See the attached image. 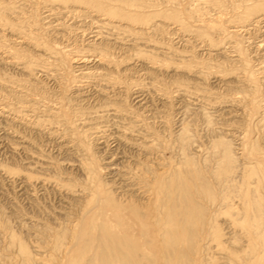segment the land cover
Masks as SVG:
<instances>
[{"label": "bare ground", "instance_id": "1", "mask_svg": "<svg viewBox=\"0 0 264 264\" xmlns=\"http://www.w3.org/2000/svg\"><path fill=\"white\" fill-rule=\"evenodd\" d=\"M50 1H52L53 3H58L60 5L63 4L64 7L62 6V8H65V11H67L66 8H70L72 10L74 6L72 5L67 6L68 4H71V3L73 4L77 3V6L82 5V7H84L83 5H86V7H88L87 8L88 10L84 9L85 11L81 9L82 14L85 17H90L88 19H90L92 24H95L94 26L97 29V31H95L94 29L95 34L93 36H95L94 38L98 39L99 42L98 43L95 42L98 40H95V39L93 40L92 38L91 39L92 43H88L87 48L82 49V47L80 46L81 47L80 50H77L76 48H74L76 50L72 49L73 52L70 50L71 49L70 48L66 52H62V55H60L61 54L60 52L55 51L57 47L53 49V47L46 44V41H45L43 42V44L45 45H42V46H44L43 48L45 49L43 51H46L45 52L46 54H43V52L42 54L47 56V57L45 56L46 59L48 58V59H52L53 61H56L55 63L53 62L55 65H58L59 63V65H62L65 67H67V64H66L65 58L63 57V53L68 52L71 55V53L73 54L76 51L77 53L81 52L80 55L78 54L79 56H81V58H84L86 56L89 57L88 54H90V57H93V56L97 57L98 59L96 61L98 63V66H95V69H98V70H92V72H89L90 71L89 70L90 67H89L88 68L89 71L86 70V72L88 71L87 73L85 72L81 74L79 72V74H81L82 79L83 77H88V78L92 77V79H95V82L92 85L93 86L92 88L94 89L96 93H95V96L94 95L92 96L94 98L98 97L100 99V103L98 102L99 103L98 104L96 102H93V104L95 103L97 106L94 104L96 106V107L94 106L95 108L92 106L93 108L90 107L91 108L90 110L87 111L86 109L87 112L86 111L83 112L81 110L79 111V110L74 109L73 108L74 104H72L73 102L71 103V101L69 100L70 98L67 97L68 101L64 99L65 101H67L64 105L61 103V101H58L62 104V108L57 106L58 103L55 104L57 107L55 106L53 107L52 105L51 107L45 106L44 109H46L47 111V112L45 111V113L49 114V115L47 114L49 118L46 119L45 117L47 115H45V117L44 116L41 117V115H38L39 112L42 110L38 108V111H37V109L34 108L35 105L41 104L40 101L44 103L45 100H43L44 98L42 97V95L41 97L43 99L42 98L35 99L34 97H32V99L28 98L29 100H27L26 98L29 95L23 94L24 91L22 93L20 92L22 91L21 87L20 85L19 87L16 85V82L13 81L14 79L12 80L9 78L10 79L9 81L8 80L1 81L2 79H0V86L2 87L4 86L10 89V93L8 94L11 95L12 100L14 99L15 104L17 105V107H15L14 106L15 104H12V103H4V104L0 103V106H2L0 107V116L6 115L7 118H10L12 115L13 119L11 118V122L13 123V121L15 120L14 122H17V123L19 122V124H22V125H25L24 123L25 122L27 123L29 121L32 127L38 130H40V128H42L44 125L47 127L49 126L48 128L50 131L47 130L49 137L56 135L58 137L67 139L66 143L68 145L66 147H68V149L73 154L77 155L78 157L84 156L83 158L82 157H80V159L78 158L79 160L76 159L77 157L75 158L77 162L79 161L78 168L80 170V174L83 173L84 175V179L82 178L81 185H79L80 189L77 190L75 188L78 184L74 186L75 184L66 185L65 183V186H64L63 183L62 184L60 183L62 182L61 181L62 179L60 180V182H57L58 184H60L59 188L63 186L65 189L67 188V191H66L67 195L64 193L63 195H65L66 199H68V201L66 199L65 200L67 201V204L69 205V206H65L67 204L64 203L65 205L62 206L63 210H59L58 208L59 212L57 213L60 216L59 219H61L59 220V223L51 224L52 222L51 223L48 222V223H43L42 225L40 224L41 226H39V222H42L39 220L40 219L43 220V219L38 217V220H37L39 221L38 224L36 223L32 224L33 222H31L30 226L22 225V227H24L22 230H26V232H29V233L32 232V235L33 233L35 235L34 237L35 241L33 243H31L33 240L32 239L33 237H31L32 235L28 236L29 238L31 237L30 240H28L29 244L27 243V241L25 242L24 239L20 237V235L14 233V231L11 230L13 227L12 228H10L11 226L9 228L7 227V224H6L7 221L4 224H2V225H5L4 227L7 228L5 230L6 231L5 235H7V238H8V239L4 238L3 240H8V243L6 244V250L2 248L3 252L4 251L5 252L0 254V264H264V113H262L264 111L261 110L262 112L260 111L261 113L257 116V113L259 112L258 111L259 108L260 107L262 108V106H260L262 105V100L256 99L254 97V95L256 94V88L253 86H252L253 88L252 87L246 88L247 85L245 86V84H243L242 81L237 79L236 81L237 83H239V86H236L238 87L236 89L240 93L238 95H242V96L237 100L229 99L230 101L228 100L225 101L223 99L226 102V104H225V107H222L225 102L223 103H221V101L217 102L216 99L211 94L212 91L210 92V90H208L209 88L207 89V88H203L199 86V80L201 81L202 77L204 76V75L203 76L201 75L202 72L196 69L195 70L191 69L192 72L189 71L187 73L188 79L190 78V80H192L191 83L186 78L188 81L186 84L188 85L182 86L183 81L181 82L178 79L177 81L180 82L181 85L176 86L175 93L177 96L178 95L181 96L182 99L181 98L180 99H181L182 104H183V101L187 103L186 100H188V102L191 100L192 103L190 102L189 103L192 104V106H190V104L188 106H186V104H184V106L181 105L183 106V108L181 110H178L181 115V120L179 121L178 126L175 127L173 134L171 133V136H170L171 140L170 139L168 140L167 139L168 137H167L166 138L167 141H165V139L164 141H160V138L161 139L163 138L156 135L154 131L152 132V126L148 125V123L145 124L143 122V119L140 118L134 110H132L133 108L129 105H126L127 100H121L120 102V99H119V101L117 102V99H116L117 103L110 102V100L112 99L108 100V98H106L107 96L105 95L108 93L104 94L105 92L104 90L106 88L104 89L103 86L108 85V84L113 85V84L118 83L119 81V78L117 77L119 68L117 69L118 70L117 72L115 71L117 75L113 76L115 75L114 74L115 72H112L109 70L111 66L113 67V70H114V65H119L120 62L125 63L128 60L129 61L134 60L133 57L139 56V54L142 51L141 50L142 48L140 49L137 48L141 46V45H138L139 44L138 40H140L139 39L140 36L145 34V31L143 32L142 30L144 29L147 30V27H148V29L150 28L152 31L158 30L159 32L160 23H156L155 21L153 22L152 21L153 16L155 17L156 15H159V16H163L164 18H170V19L179 21L180 22L179 24L182 26L180 28H185L186 23L183 22L181 18H179V15H178L179 13H177L176 11H173V12L169 11L170 12L169 14L165 11L164 12L157 11L156 13H152L151 11L149 13L143 12L142 9L144 10V8L142 7L144 6L145 3L142 0H50ZM148 2L150 3V1ZM248 2L249 4L245 6V12H244L245 19L247 17L251 18V16H255L256 14L264 11V0H251V2L250 1ZM2 8H3V5H2ZM8 8H9L8 10L11 11L10 10L11 8L10 7ZM59 8L62 10L60 6L58 7V9ZM81 10L79 12H81ZM49 11H51V9ZM69 15H72V14H69ZM60 16H63V15H60ZM93 16H97L99 18L94 19ZM7 17L5 16L4 12L1 9L0 10V23L2 22L1 24H4L3 26H5L7 22L9 21ZM72 19H76V18H72ZM75 21L73 22L75 23ZM85 22L86 21H84L83 23ZM60 23H58L59 26H60ZM122 23H127L128 25L127 26L125 25V27H123ZM138 24H141V25L146 24L148 26L143 27L144 28L143 29L142 27H138L139 26ZM77 25H80V24H77ZM79 27L81 28V26ZM138 28H141V29H138ZM75 29H73V31H75ZM85 29H86V24H85ZM89 29L91 28H88V30ZM51 30H49L50 33H51ZM151 30H147V34H148V31H151ZM17 31L18 32L21 31L20 36L22 38L24 37V35H27V36L30 35L31 36L30 38H32L34 42L36 41L38 44H42L40 43L42 41H39V38L37 37L38 36L36 34L38 31L37 29L35 33H33L32 31V34L31 32L30 34H27L28 32L26 34L22 33V30H18V28H17ZM78 31L80 33V31L82 30L79 29ZM122 32L129 33V35H126L130 37L129 39L127 38L128 39L127 43H129V46L128 47L126 46L127 49L120 44L121 42L118 41L119 39L118 36ZM21 33L23 34V36L21 35ZM54 33L55 32H53V34ZM55 34L60 35V33H57V32ZM147 34L144 36L147 37ZM46 35L48 36L49 34L47 33ZM50 35H52V33ZM79 35H81V33ZM79 35H78V38H79ZM91 35H92V31H91ZM24 38L26 39V36ZM52 39L56 40L57 37L52 38ZM150 40L148 38V41ZM144 41L146 42V40ZM148 41L147 43L149 44ZM207 41H209V39ZM210 42L212 41L210 40L209 43ZM54 43L55 42H53V44ZM123 43H124V40H123ZM85 44H86V41H85ZM85 44L83 43L82 46L83 45L86 46ZM114 44H117V45L120 44L123 47L122 48L121 46H118L116 50L125 49V51L126 50L131 51V53L126 52L128 56L123 55L124 57L122 56L123 57L122 58L119 56L120 53L117 54L118 52L116 53L115 51L116 55L119 56L120 58L119 61L118 59L116 60L115 56L112 53V51L114 52L115 48L114 50L111 51V48L113 47ZM145 44H144V47L148 45L147 44L145 46ZM211 44L212 43H210V45ZM203 45H206V44H203ZM207 45H209L208 42H207ZM149 48L146 47L144 49H149ZM19 50H16L10 47L9 52L10 54H12L13 59L7 61V63L13 66L14 65L19 66L18 70H20L24 75H26L27 78L29 77L28 79L26 78V80L20 79V81H22V83L24 84L27 83L31 85L30 86L31 89H29L28 87L27 88L28 90H31L32 92L33 86L35 85L32 84L34 83V81L31 82L30 79L35 78L34 74L38 67L37 68L35 67V64L32 60L24 61V58H27V56L25 53H22V52H25V51L20 52ZM210 50H213V49H210ZM151 51H154V50H151ZM148 52L150 51H147V53ZM178 52L179 51H176L175 48L174 49L169 48L168 54L170 55L168 58L172 61L173 60L175 61V59L180 61V63L178 62V64L176 65L178 67H183L186 64H189L187 63L189 59L185 60V58L181 57L180 55L181 52H179V54ZM221 52L223 53V51ZM179 56L181 58L178 59ZM41 57L43 59L44 56L41 55ZM146 57H147V60L149 61L148 63L150 64L148 69L150 68L152 69V63H156V61L152 59L153 56L151 55V53H148V56ZM263 59H261L262 62L264 61ZM74 60L71 62H74ZM76 60L78 61L79 57ZM82 61L83 63L82 62L81 63L84 64L83 66H85L84 61H88V60L86 58L85 60L83 59ZM49 64L51 65L52 63H49ZM120 65L122 64L120 63ZM135 65L137 64L136 63L131 64L128 70L135 69L137 67V66L135 67ZM57 67H54L52 69L55 70ZM76 67H78V65ZM240 67L242 68V70L245 71V74H248L247 72L249 71H247L246 67L244 66V63H242ZM69 68L71 67L69 66ZM78 68L80 70V67ZM81 68H82V65H81ZM58 69L59 68H57L56 70ZM260 69H259V72H261ZM263 69H264V65H263ZM123 70L120 72L121 74L122 72H124ZM125 72L127 71L125 70ZM150 72L152 73V71ZM259 72L257 69V73ZM153 73H156V72H153ZM73 74H72V77H73ZM250 74L251 76H254L253 72ZM179 77H181V75ZM130 79H128V82ZM78 80H81V79H78ZM181 80H182V77H181ZM131 84H133V82H131ZM78 85L76 86L77 88H78ZM228 85L229 84H227V86ZM38 86H36V89ZM229 87L230 86H228L227 88ZM86 88L88 87L86 86L85 89ZM126 88L125 89L128 91L130 89V84H128ZM114 89H117V88L115 87ZM110 90H112V88ZM130 90H132V88ZM87 91L88 90H86V93H88ZM138 91H139L138 93L142 92L140 90ZM232 91H234V89ZM7 92L8 91H6V93ZM31 92L29 94H31ZM76 95L78 96V94ZM86 95L87 94H85V96ZM139 97H142V93L140 94ZM60 98H58L57 100H59ZM64 98H65V95H64ZM94 98H92V100ZM79 100H76L77 102L76 101L75 102L78 103ZM85 104H88V103H85ZM87 106L85 108H89ZM74 107H76V104ZM225 108L228 111L232 108H239L238 110H243V111L247 110V113L250 115H251L250 111L252 112L254 111L257 117L255 119V123L253 122L254 121L253 119L252 125L255 124L256 129L260 132V134L258 132L259 135L257 134L258 136L255 137V139H252V137L251 138L247 137L248 135L238 137V138L236 137L238 139V142L236 143L237 147L234 146L233 140L227 137L228 136V134H226L227 130L225 131V128H223L219 124L222 121L221 120L222 117H224V113L228 112V111H224ZM41 109L43 108L41 107ZM34 111L35 112L37 111L38 114L35 115ZM228 113H231V112L229 111ZM248 114H245V115H248ZM241 117H240V120H241ZM195 120H201L202 124H204V129H205L207 137L205 136L199 137L197 133H194L193 125H194ZM244 120L245 118L242 121ZM166 122L167 121L164 120L165 124ZM12 123L11 124L6 123L5 125L12 126ZM52 124H56V125L58 124L59 126H53ZM29 125L28 127H31ZM11 126H9L8 129H5V127L0 126V131L5 132L7 136L9 137L8 141L10 140V137L14 138L20 135L19 134L17 136L18 127L16 128L15 126L16 129H14V127L13 126L11 127ZM169 126L171 127L172 125L170 124ZM163 127H165V125ZM26 129L27 128H25V131H28V129L27 130ZM44 129L42 130L43 132H44ZM109 129L112 130L111 135H109L108 133ZM229 130L227 132H229ZM22 135L26 136V134H22ZM37 135H39V133ZM92 135L96 136L98 138L97 140H99V137H103V138L113 137L116 143L118 142L120 144L118 148L122 145L124 149L127 148V149H130L131 151L130 152L128 150L130 153L127 151L129 154V157H128V160L126 159L127 163L125 160L126 164L124 162H121V163H124L122 166L120 165L115 166L114 164L112 166L111 160H109L110 162H107L108 166L110 167L112 166L111 168H109L112 173V178H113V181H111L112 183L106 179V181L110 182V184L105 181V177L104 179L103 178L101 179L99 177L98 174L100 173H98V170H97L98 167L96 165L97 160L94 158L95 156L90 155L89 153L90 144L88 145L86 141H88L87 139L89 137H92ZM0 136L1 138H4L2 137L3 135H0ZM39 136H42V135H39ZM22 137L20 136V138ZM25 138H27V136ZM203 138H207V143H206L207 145L204 144L205 142L203 143ZM6 140L4 142L7 145L8 143ZM16 140H18V142L21 141L20 139H16ZM0 141H3V140H0ZM9 142L11 143V141ZM23 142L25 143V141ZM28 142L30 141L28 140ZM14 145H16V142L14 143ZM9 146H12V145L10 144L6 147H9ZM15 147L16 146H14V149ZM18 147L21 148L20 145ZM11 148L13 149V147ZM12 149H10V151ZM58 149H60L59 145H58ZM161 149H163L164 151L167 149H172L171 150L172 153L174 150L175 160L171 162L170 161L165 162L167 158L165 161L164 160L162 161L159 158H155L158 160L157 162H153V160H151L150 157L152 156L153 158V156L156 157V155L157 157L158 156L162 157L161 155L164 151ZM132 151L136 155H134V153L132 154ZM127 152H124L125 154L123 155H126ZM121 155H120V158L122 157ZM138 155L141 157H138ZM116 157L118 156H115V159ZM163 158L164 157H162V159ZM97 159L100 160L99 158ZM115 159H112V161L113 160L115 161ZM38 160L34 162L32 165L34 164L37 165L39 163ZM40 164L43 165V163H40ZM40 164L38 167L39 169L40 168H42V170L45 169L47 170L46 172L48 173H49L48 170L53 171L51 170L50 165L44 164L43 166L40 167ZM59 167L60 166H58V169ZM61 168H63L62 165H61ZM16 170H20V169H16ZM7 171L5 172L3 170V172L5 173H7ZM8 172L15 173L16 171L14 172V168H12ZM37 172H40V171H37ZM28 175H25V176H28ZM29 177L30 176L25 178L23 181L24 186L27 188L29 186H32L31 185L32 182H30ZM36 179L34 180L36 181ZM47 180L48 179L43 178V182L40 188L46 190L45 187H46L47 182L45 181ZM51 180L49 177L48 181H51ZM53 180L51 182L54 186L55 181L53 183ZM55 180L57 181V179ZM11 181H13V179ZM37 181L39 182L38 179ZM19 183H20V180H19ZM19 187L17 188L19 189ZM32 187H35V185ZM47 188H48V185H47ZM64 188L63 190H65ZM30 189L32 188L30 187ZM56 193L58 192H55V195ZM58 194H60V192ZM36 195L38 196L39 194H36ZM26 197H28L27 194H26ZM34 198L36 199L35 196ZM62 198H65V197H62ZM62 198H61V202H62ZM30 202H32V200ZM36 206H37V203H36ZM64 207L66 209H64ZM38 208L41 209L40 206H38ZM52 209L54 210V208ZM51 211L49 212L52 213ZM2 212L3 211H1L0 214L4 213ZM40 212L43 213L42 211ZM39 215L41 216V214ZM47 215L49 214H46L45 216ZM4 217L2 216V218ZM28 219L29 218H27V221ZM51 220H52V217H51ZM32 221H34V218L32 219Z\"/></svg>", "mask_w": 264, "mask_h": 264}, {"label": "rangeland", "instance_id": "2", "mask_svg": "<svg viewBox=\"0 0 264 264\" xmlns=\"http://www.w3.org/2000/svg\"><path fill=\"white\" fill-rule=\"evenodd\" d=\"M49 1L50 0H0V7H1L0 10L2 9V11L4 12L6 17L9 14V16L7 17L8 20L11 21L13 24H15V25H13L11 22L8 21L6 24L8 26L7 27L6 25L3 26L4 24H1L2 22L0 23L1 24L0 25V76H1L0 79H2L1 81H3V80L9 81L10 79H12V80L14 79L13 81L16 82V85L18 87L20 85V87H21L22 91H20V92L22 93L24 91L23 94L29 95L26 98L27 100L32 99V97H34L35 99L36 98L40 99L42 97L44 98V99L43 98L42 99L45 100L46 102L44 101V103H43L40 101L41 104L40 105L38 104L39 106L35 105L34 108H36L37 111H38V108L40 110H42V111L39 110L40 111L39 114L37 111L36 112L34 111L35 115L38 114V115H41V117L42 116L45 117V115L48 114V113H45V111H46V109H44L45 106L51 107V105H52L53 107L58 106V107L62 108V104L64 105L68 101L67 97L70 98L69 100L71 101V103L73 102L72 104H74L73 105L74 109L79 110V111L81 110L83 112L86 111V109H87V111H88L96 105L95 103H94L95 104L94 105L93 102H96V103L99 102L100 103V99L98 97L94 98L92 96V95L95 96V93H96L94 91V89L92 88L93 87L92 85L94 84L95 79H92V77H89V78L83 77L84 80L85 79L87 80V81L86 80L84 81L81 77V74L85 73L89 67H90V69H89L90 71L88 70L89 72H92V70H98V69H95V66H98V63L96 61L98 58L94 57V56L90 57V54H88L90 58L88 56L81 58V56H79L81 54V52L77 53L75 51V53H73V54L71 53V55H73V56H71L67 52V53H63V57L65 58L67 67L59 65V63H58V65H55L54 63L56 61H53L52 59H48V58L46 59L47 56L43 55V54H46L45 53L46 51H43L45 48H43L44 46H42V45H45V44H43V42L46 41V44L53 47V49L57 47L55 49V51L60 52L61 53L60 55H62V52H66L70 48H71L70 50L72 52H73L72 49H74V48H76L77 50H80L81 47H82V49L87 48V44L92 43L91 39L92 38H93V40L95 39L94 38L95 36H93V35L95 34V31H97V29L94 26L95 24H92L90 19H88L90 17H85L82 14V10L85 11L88 8V7H86V5H83L84 7H82V5L77 6V3H75V4L71 3V4H68L67 6H69V5L74 6L72 8V10L70 8H66L67 11H65V8H62V6L64 7L63 4L60 5L58 3H53L52 1H50V2ZM142 1H144V3H145L144 6L142 7V8H144V10L141 8L143 12L149 13L151 11L152 13H156L157 11H162V12L165 11L169 14L170 12L176 11L177 13H179L178 14L179 18H181L182 21L186 23V24L184 23L186 29L180 28L182 26L179 24L180 23L179 21H176V20H173L170 18H164L163 16H159V15L152 17L153 22L155 21L156 23H160L159 32H158V30L152 31L150 28L148 29V27H147L148 25H146V24L145 25L138 24L139 25L138 27L143 28L146 26L147 30H151V31H148V34H147L146 29L143 28L144 30H142L143 32L145 31L144 35L147 34V37L149 38V40L151 38V40H150L151 42L148 41V38L146 36H144V35L140 36V38H139L140 40H138V43H139L138 45H141V46H139L137 48L138 49L142 48L141 49L142 51L139 54V56L133 57L134 60H131V61L126 60L127 62H125V63L120 62L122 65H120V63H119V65H114V70H113L112 66L110 67L109 70L112 72H115V71L117 72L119 70L118 75L116 72L114 73L115 75H113V76L117 75V77L119 78L118 83L113 84V85L108 84V85L103 86L104 89L106 88L104 90L105 91L104 94L108 93L105 95V96H107L106 98H108V100L112 99V100H110V102L117 103L119 101V99H120V102H121V100H127L128 102L126 101V103H127L126 105L131 106L133 108L132 110H134L138 114V116L143 119V122L145 124L148 123V125L152 126V132L154 131L156 133V135L163 138V139L160 138V141H164V139H165V141H167L166 140L167 137H168L167 138L168 140L169 139L171 140V137H170L171 133L173 134L175 127L178 126L179 121L181 120V115H180V112L178 110H181L183 108L184 104H186V106H188L190 103H192L191 100L189 101L190 103L188 102V100H186L187 103H185V101H183V104H182L181 96L176 95V93H175L176 86L181 85L180 82H178L177 80L179 79L181 82L183 81L182 86L188 85V84H186L188 82L187 81V79H188L187 73L189 71L192 72L191 69H194V70L196 69V70H199L200 72H202V74H201L202 76L204 75L202 77V80L201 81L199 80V86H201L203 88H207V89L209 88L208 90H210V92L212 91L211 94L213 95V97L216 99L217 102L221 101V103H223L226 100L230 101L229 99H236L237 100L242 96V95H238L240 93L236 89V88H238L236 86H239V83H237V81H236L238 79V80L242 81V83L245 84V86L247 85L246 88H250L252 86L256 88V94L254 95V97L256 99L262 100V105H260V106H262V108L261 107L259 108V110H258L259 112L257 113V116L262 111H264V77H263V75H264V73H263L264 72V69H263L264 61L262 62V60H261L264 58V13H263L264 11L256 14L255 16H251V18L247 17L245 19V17H244L245 6L247 4H249L248 1L251 2V0H146V1L142 0ZM148 1H150V3ZM2 5H3V8H2ZM4 6L10 7L11 8L10 10L13 12L9 11L8 10L9 8L8 7L6 8ZM59 6L62 8V10L60 8H59L60 10L58 9ZM4 8H6V9H4ZM47 9H48V11H47ZM50 9H51V11H49ZM63 9H64V11H63ZM5 10H7L8 12ZM76 10H77V12H79L81 10V12L77 13ZM68 11H69V13H68ZM73 11H74V13H73ZM52 12H53V14H52ZM69 14H72V15H69ZM259 14H260V16H259ZM60 15H63V16H60ZM72 18H76V19H72ZM79 18H80V20H79ZM93 18L98 19L99 17L93 16ZM72 20L73 21L76 20L75 23ZM87 20H89L90 22ZM255 20H257L258 22ZM84 21H86V22L83 23ZM57 22L58 23L61 22L60 26ZM70 22L71 23L73 22V23L71 24ZM153 22H152V24H153ZM115 23H117V22H115ZM77 24H80V25H77ZM85 24H86V29H85ZM125 25L127 26L128 24L122 23L123 27H125ZM71 26H73V27H71ZM79 26H81V28ZM16 27L18 28V30H22V33H25V34L27 32H28L27 34H30V32L32 34V31H33V33H35V31L37 29L39 32L37 31L36 34L38 35L37 37L39 38V41H42V42H40L42 44H38L36 41H35L36 42L35 43L33 41V39L30 38L31 37L30 35H28V36L24 35V37L26 36V39L24 37L22 38L20 36L21 31L18 32ZM58 27H59V29H58ZM60 27H61V29H60ZM75 27H76V29H75ZM87 27L91 28V29L88 30ZM50 28L51 29L53 28L52 30H54V31H52ZM73 29H75V31L76 30L77 31L75 32V31H73ZM79 29L83 31V32L80 31L81 35H79L80 34L78 31ZM94 29H95V31H94ZM138 29H141V28H138ZM49 30H51L52 35H50L51 33ZM66 31H68V32H66ZM91 31H92V35H91ZM53 32L60 33V35L55 34V33L53 34ZM84 32H86V33H84ZM150 32L152 33V35ZM22 33H21V35L23 36ZM47 33L49 34L48 36L46 35ZM88 34H90V35H88ZM121 34H119V36H118L120 39V40L118 39V41L121 42L120 44L126 48V46L127 47L129 46V43H127L128 42L127 40L130 37L126 36V35H129V33L122 32ZM78 35H79V38H78ZM82 36L85 38H83ZM91 36H93V37H91ZM27 37H29V38H27ZM56 37H57V39H56L57 41L52 39V38H56ZM80 38L83 40H81ZM121 38L124 40V43H126V44L123 43V40ZM205 39H206V41H205ZM208 39H209V41L210 40L212 41V42H210L213 44V45L211 44L212 47H211L209 41H207ZM87 40H88V42H87ZM95 40H98V39H95ZM141 40H142V42H141ZM144 40H146V42ZM85 41H86V44H85ZM147 41L149 42V44L147 43ZM49 42H50V44H49ZM53 42H55V43L53 44ZM81 42H82V44L84 43L86 46H84V45L82 46ZM95 42L98 43L99 40L95 41ZM202 42H203V44H206V45H203ZM207 42L210 46L207 45ZM120 44L119 45L114 44L113 47L111 48V51L114 50V48H115L114 52L112 51V53L115 56V59L116 60L118 59V61L120 60L119 56L120 57H122L123 55L128 56V54H126V52L131 53V51H129V50L125 51V49L116 50L118 46H121ZM144 44H145V46L148 44L146 46L147 48H149L150 46L152 48L150 47L151 49L150 48L144 49V48H146V47H144ZM227 44H229V45H227ZM40 45H41V47H40ZM65 45L67 46V48ZM68 45H69V47H68ZM232 46H234V47H232ZM10 47L14 48L16 50L21 49V50H19L20 52L25 51V52H22V53H25L27 56V58H24V61L32 60L35 64V67L36 68L38 67L40 69L39 70L38 68L37 69L35 68L36 71H35L34 77L36 79L35 78L30 79L31 82L34 81V83H32V84L35 85V86H33V90H32L33 93L31 92V90H28V88L31 89L30 88L31 85H29L27 83L24 84V83H22V81H20V79L26 80L27 76L24 75L20 70H18L19 66H16V65L13 66V65H10L7 63V61L13 59L12 54H10V52H9ZM169 48H173V49L175 48L176 51L181 52L180 53L181 57L185 58V60L189 59V61L188 62L186 61V62L189 64L191 63V64L190 65L186 64L183 67L176 66L178 64V62L180 63V61H178L176 59H175V61L174 60L172 61L168 58L170 55V54H168ZM62 49H63V51H62ZM76 49H74V50H76ZM210 49H213V50H210ZM151 50H154L155 52L151 51ZM115 51H116V53L118 52L117 54L120 53L119 56L116 55ZM147 51H150L148 53H151V55L153 56L152 59H154V61H156V63H152V69L151 68L148 69L150 64L148 63L149 61L147 60V57H146V56H148ZM221 51H223V53L225 51V53L223 54ZM42 52H43V54H42ZM122 52H124L125 54ZM166 52H167V54H166ZM179 52H178V54H179ZM219 52H220V54H219ZM7 53H9V54H7ZM215 53L218 54L219 56L216 55ZM74 54H76V55H74ZM231 54H232V56H231ZM41 55L44 56L43 59H42ZM29 57H30V59H29ZM70 57H71V59H70ZM73 57L75 60L73 59ZM78 57H79V60L77 61L76 59H78ZM181 57L179 56L178 59ZM86 58L89 61V63H91V64H89L88 61H84L85 66H83L84 64H82L83 63L82 60L83 59L85 60ZM41 59L44 62H42ZM229 59H231V60H229ZM73 60H74V62H71ZM49 61H51V62H49ZM244 61H246V62H244ZM5 63H7L8 65ZM49 63H52V64L50 65ZM135 63L137 64V65H135V67L136 66L137 67L136 68L134 67L135 69H133V70H128V68H130L131 64H135ZM242 63H244V66L246 67L247 71H249V72H247L248 74H245V71L242 70V68L240 67ZM80 64L82 65V68H81ZM88 64L91 66H89ZM77 65H78V67H80V70H82V71H80L79 68L76 67ZM69 66L71 68H69ZM115 66H116V68H115ZM260 66H262V67H260ZM54 67H57L59 69L56 70L57 69L56 68L55 70H53L52 68H54ZM177 67H178V69H177ZM61 68H63V69H61ZM257 69H258V72H259V69L261 72L257 73ZM122 70L124 72H122V74H121L120 72ZM125 70L127 72H125ZM240 70L242 72L243 71L244 72L242 73ZM128 71H130V72H128ZM135 71H137V72H135ZM150 71H152V73ZM71 72H72V74L74 72V74H73L74 78L72 77ZM79 72L81 74H79ZM153 72H156V73H153ZM252 72H253L254 76H251L250 73H252ZM121 75L122 76L124 75V76L122 77ZM180 75L182 77V80H181V77H179ZM82 76H84V75H82ZM242 78H243V80H242ZM72 79H74V80H72ZM78 79H81L82 81L78 80ZM128 79H130L129 82H128ZM175 79H176V81H175ZM75 80H76V82H75ZM188 80L191 83L192 80H190V78ZM247 80H249V81H247ZM120 81L121 82L123 81V82L121 83ZM130 81L133 82V84H131ZM79 82H81V83H79ZM176 82H178L179 84ZM196 82H198V81H196ZM126 83L130 84V89L132 88V90H130V89L128 91L126 90L127 89L126 86L128 85ZM22 84H24V85H22ZM117 84H118V86H117ZM227 84H229L228 85V86H230L229 88H227L228 87ZM25 85H26V87H25ZM77 85H78V88L76 87ZM119 85H120V87H119ZM22 86H23V88H22ZM36 86H38L37 89H36ZM86 86L88 88L85 89ZM122 86H123V88H122ZM141 86H142V88H141ZM108 87H110V88H108ZM115 87L117 89H114ZM111 88H112V90H110ZM7 89H9V88H6L4 86L3 87L0 86V103L1 104H4V103L15 104V100L14 99L12 100L11 95L8 94V93H10V89L9 90H7ZM62 89L63 90L65 89V90L63 91ZM233 89H234V91H232ZM25 90H26V92H25ZM39 90H41L42 92ZM86 90H88L87 91L88 93H86ZM138 90H140L142 92L138 93L139 92ZM6 91H8V92L6 93ZM28 91H30L31 94L32 95L34 94V95L32 96L31 94H29L30 92H28ZM113 93H114V95H113ZM141 93H142V97H139ZM1 94H3V95H1ZM76 94H78V96ZM80 94H82V95H80ZM85 94H87V95L85 96ZM41 95H42V97H41ZM64 95H65V98H64ZM37 96H39V97H37ZM60 96H61V98H60ZM75 96H77L79 98H77ZM125 96H127V97H125ZM86 97H87V99H86ZM258 97H260V98H258ZM58 98H60V99L57 100ZM75 98H76V100L80 99L78 101V103H76L77 101L75 100ZM92 98H94V99L92 100ZM122 98H124V99H122ZM64 99L67 101H65ZM116 99H117V102H116ZM53 101H54V103H53ZM58 101H61L62 104ZM84 102L88 103V104H85ZM144 102H146V103H144ZM50 103H52V104H50ZM56 103H58L57 106L55 105ZM75 104H76V107H74ZM77 104L80 107H78ZM225 104H226V102L224 103V105L222 107H225ZM43 105H44V107H43ZM89 105H91V106H89ZM181 105H183V106H181ZM14 106L17 107L16 104ZM86 106L89 108H85ZM137 106H138V108H137ZM190 106H192V104H190ZM0 107H2V106H0ZM41 107L44 110L41 109ZM250 107H251V105H250ZM222 109H224V108H222ZM238 109L239 108H232L229 110L231 113H228L229 111L226 110V108H225L224 111H228V112L224 113V117H222V119H221L222 121H221V123H219L220 126L225 128V131L226 130L228 131L230 129L229 132L226 131V134H228L227 137L229 139L233 140L234 146H236V147H237L236 143L238 142V139H237L238 137L248 135L247 137H250V138L252 137V139H255V137H257L260 134V132L256 129L255 124L252 125L253 122L255 123V119L257 117L256 113L254 111L253 112L250 111L251 112V115H250L247 113V110L243 111V110H238ZM41 112H43L44 114ZM242 113L244 115L245 114H248V115L244 116ZM262 113H264V112H262ZM30 115H32V114H30ZM48 115L45 117L46 119L49 118ZM5 116H3V115L0 116V121H1L0 126H3V127H5V129H8V127L11 125H5V124L6 123L11 124L12 123L11 122L12 115H11V117L8 116L10 118H7V116L5 118ZM241 116H243L245 118L244 121H242L244 118ZM240 117H241V120H240ZM253 119H254V121H253ZM164 120L167 121L166 122L167 125L164 123ZM14 121H13L14 124L12 123V126L14 127V129H16L18 127L17 128V136L19 134L20 135L18 137H14V138L10 137L9 141H11V143L8 141L9 137L7 136V134L3 131H0V135H3L2 137H4V138H1V136H0V140H3V141H0V172H1L0 173V213H1V211L4 212V213L2 212L3 214H0L1 215L0 216L1 217V219H0L1 220V222H0V231H1L0 232L1 233L0 234L1 235L0 236V240H1L0 241V249H1L0 254L5 252V251L3 252V249L6 250V244L8 243V240H3L4 238H7V235H5L6 234L5 230L7 228L4 227L5 225H2V224H4L7 221L6 224H7L8 228L10 226H11L10 228L13 227L11 230H13L14 233L20 235V237L22 239H24L25 242L27 241V243L29 242L28 240H30V238L33 237L32 238L33 240L31 239L32 242L30 241L31 243H33L35 241L34 233L32 235V232H30L31 233L30 234L29 232H26V230H22L24 228V227H22V225H24V226L29 225L30 226L31 222H33L32 224H35V223L38 224L39 221H42V222H39V226H41L43 223H48V222H50V223L52 222L51 224L59 223V220H61V219H59L60 216L57 213V212H59L58 208H59V210H63L62 206L67 204V201H68V199H66V196L63 195V193L64 194L67 193L66 192L67 188L66 189L64 188L65 183H66V185L67 184H75L74 186H76V184H78L75 187L78 190V189H80L79 185H81L82 178L84 179L83 173L80 174V170L78 168L79 161L77 162V160H79L80 157L83 158L84 156L78 157L77 155L73 154L68 149V147H66L68 145L66 143L67 139L58 137L56 135L49 137V135H48V131H50L48 128L49 126L47 127L44 125L42 128L44 129L47 127L48 129L47 128L44 129V132H43L42 128H40V130H38L36 128L34 129L29 121L27 123L25 122L24 123L25 125L19 124V122L17 123ZM76 123H77V121H76ZM163 124L165 125V127H163L164 126ZM170 124L172 125L171 127L169 126ZM28 125L31 127H28ZM52 125L53 126H59L58 124L57 125L52 124ZM225 125L228 127H226ZM15 126H16V128H15ZM245 126H247V127H245ZM193 127L192 128L194 130V133H197L199 135V137H204V136L207 137L205 129H204V124H202L201 120H195ZM25 128H27L28 131H25ZM168 129H169V131H168ZM255 129L257 130V132ZM22 130H24V131H22ZM21 131H22V133H21ZM2 132H3V134H2ZM244 132H246L247 134ZM258 132H259V134H258ZM38 133H39V135H42V136L37 135ZM108 133H109V135H111L112 130L109 129ZM22 134H26L27 138H25L26 136L22 135ZM164 135H165V137H164ZM20 136L21 137L23 136L25 138V140L23 137L20 138ZM28 136H29V138H28ZM93 136L94 135H92V137H89L87 139L88 141H86V143L88 145L90 144L89 145V147H90L89 153H90V155L95 156L94 158L97 160V162H96L97 163L96 165L98 167L97 170H98V173L101 174V175L98 174L99 177L101 179L102 178L104 179V177H105V181L107 179L108 181L111 182V181H113V178H112L111 170L109 168H111L113 166V164L115 166L116 165L122 166L125 163V160L126 159L128 160V157H129L128 152L130 151V149H127V148L124 149V147L122 145H121L122 147L120 146L118 148V146L120 144L118 142L116 143V141L114 140L113 137H107V138L99 137V140H97L98 138L96 136H94V137ZM16 139H20L21 141L18 142V140H16ZM26 139H28L30 142H28V140H26ZM61 139H63V140H61ZM5 140L8 143L7 145L4 142ZM23 141H25V143ZM15 142H16V145H14ZM106 142H108V143H106ZM203 143L205 145H207L206 144L207 138H203ZM10 144L12 146L6 147ZM17 144H19L21 146V148L18 147L19 145H17ZM58 145H59L60 149H58ZM14 146H16L15 147L16 150L14 149ZM11 147H13V149ZM7 148L8 149L10 148L12 150L10 151V149L8 150ZM17 149H18V151H17ZM161 150H163V149H161ZM171 150L172 149H167L165 151L163 150L164 152L162 151L163 153L161 156L164 157L163 159H162V157H159V156L157 157V155H156V157L153 156V158H152V156H151L150 158H151V160H153V162H157L158 159H155V158H159L162 161L163 160L165 161L167 158L168 161L166 160L165 162H169V161L171 162V161L175 160V152L173 150V153H172ZM115 152H117V153H115ZM124 152H127L126 155H123V154H125ZM170 152H171V154H170ZM133 153L134 152L132 151V154ZM118 154H120V155L122 154L121 155L122 157L120 158V155H118ZM132 154H130V155H132ZM134 155H136V154L134 153ZM112 156H114V157H112ZM115 156H118V157H116V159H118V160L115 159ZM34 157H36V158H34ZM138 157H141V156L138 155ZM97 158H99L100 160H98ZM36 159L37 160L39 159L38 160L39 163L37 165L36 164L32 165L34 162L37 161ZM112 159H115V161L114 160L112 161ZM109 160H111V163H112L111 167L108 166V164H107V162H110ZM127 160H126V163H127ZM43 161H45V162H43ZM116 162H117V164H116ZM121 162H124V163H121ZM40 163H43V165L44 164L50 165V168L53 171L48 170L49 171V173H48V172H46L47 170H45V169L44 170H42V168L39 169L38 167H39ZM50 163H52V164H50ZM103 163L105 164V166ZM111 163H109V164H111ZM43 165L40 164V167ZM61 165L63 168H61ZM101 165L103 166V168ZM58 166H60L59 169H58ZM12 168H14V172L16 171L15 173L8 172ZM16 169H20V170H16ZM37 169H39V170H37ZM3 170L5 172L8 170L7 173H9V174L3 172ZM41 170L43 172H45L46 174L48 173L49 175L48 174L46 175ZM37 171H40V172H37ZM103 171H105V172H103ZM106 171H107V173H106ZM2 173H4V174H2ZM6 174L9 176H7ZM14 174H15V176H14ZM25 175L30 176L29 180H30V182H32L31 185L32 186L35 185V187L29 186L27 188L24 186L23 181L25 178L28 177ZM47 176L50 177V180L51 179L53 180L54 178L57 179V181L55 179L53 180V183L55 181L54 186L51 182L52 180L48 181L49 177H47ZM106 176H107V178H106ZM7 177H9V178H7ZM42 177L44 179H48L47 181H45V182H47L46 187H45L46 190L40 188L41 184L43 182ZM17 178H19V179H17ZM36 178L39 180V182L37 181ZM111 178H112V180H111ZM10 179L11 180L13 179V181H11ZM34 179H36V181ZM17 180H18V182H17ZM19 180H20V183H19ZM60 180L62 182H60ZM108 181H106V182H108ZM49 182H51V183H49ZM57 182H60L61 184L63 183L64 186L59 188L60 184H58ZM110 182H108V183L110 184ZM47 185H48V188H47ZM16 186L17 187L20 186L21 189H20V187L18 189ZM30 187L32 189H30ZM77 187H79V188H77ZM63 188L65 190H63ZM34 189L37 191H35ZM43 190H44V192H43ZM41 191L43 193H45V192H47V193L43 194ZM61 191H62V193H61ZM24 192L27 194L28 197H26V194ZM55 192H58V193L60 192V194L56 193V195H55ZM36 194H39V195L37 196ZM58 195H60L61 197ZM34 196L36 197V199L34 198ZM62 197H65V198H62ZM61 198H62L63 203L61 202ZM31 200H32V202H30ZM35 200H37V201H35ZM33 203H34V205H33ZM36 203H37V206H36ZM60 204H61V206H60ZM34 206H35V208H34ZM38 206H40L41 209L38 208ZM65 206H69V205L67 204ZM52 208H54V210ZM39 209L43 213H41L39 211ZM64 209H66V208L64 207ZM44 211L46 214H49V215L45 216L46 214L44 213ZM49 211H51L52 213H50ZM39 214H41V216ZM56 214H57V216H56ZM2 216L3 217L5 216L6 218L5 217L2 218ZM16 216H18V217H16ZM38 217L42 218L44 220V222L41 219L39 221H37ZM51 217H52V220H51ZM27 218H29L28 221H27ZM33 218H34V221H32ZM45 218H47V219H45ZM53 218H55V219H53ZM28 236H31V237L29 238ZM3 246H5V247H3Z\"/></svg>", "mask_w": 264, "mask_h": 264}]
</instances>
